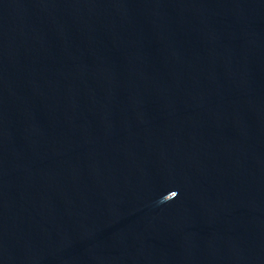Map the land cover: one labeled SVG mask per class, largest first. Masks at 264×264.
<instances>
[{"label": "water", "instance_id": "1", "mask_svg": "<svg viewBox=\"0 0 264 264\" xmlns=\"http://www.w3.org/2000/svg\"><path fill=\"white\" fill-rule=\"evenodd\" d=\"M0 264H264V0H0Z\"/></svg>", "mask_w": 264, "mask_h": 264}]
</instances>
